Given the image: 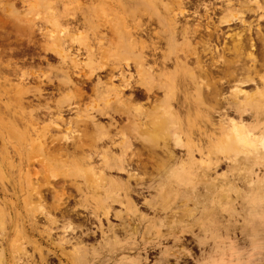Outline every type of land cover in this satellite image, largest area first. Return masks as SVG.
Returning <instances> with one entry per match:
<instances>
[{"label":"rangeland","instance_id":"374dc122","mask_svg":"<svg viewBox=\"0 0 264 264\" xmlns=\"http://www.w3.org/2000/svg\"><path fill=\"white\" fill-rule=\"evenodd\" d=\"M56 1L66 9L64 13L62 9L59 11L66 15L63 21L69 19L74 23L69 27L63 22L60 29L69 32L67 50L72 57L77 56L76 68L71 57L60 62L49 52H39L28 42L22 25L8 26L6 32L0 29V264H264V150L259 147L264 135V113L238 112L233 107L218 109L217 99L211 97L207 102L208 99L215 102L209 101V106L205 101L206 111L200 109L199 100H194L188 115L175 106L183 128L190 126L200 133L190 134L184 130L179 134L183 144H189L191 149L189 152L185 148L172 149L173 162L180 166L185 161L182 175L173 178L172 175H152V165L165 162V157L159 152L152 155L141 141L133 139L137 137L136 132L126 130L123 123L109 125L106 117L88 122V130L106 129L100 131L97 138L104 135L107 142L97 141L96 149L109 164L102 168L103 175L113 187L120 188L118 198L86 188L83 173L88 161L86 163L70 148L62 157L52 151L41 154L35 164L28 167L27 137L34 129L44 133L46 139H69L84 130L76 110L104 105V95L96 96L86 87L78 92L73 85L75 77L71 72L75 69L91 74L92 80L95 75L102 77L100 69L109 65L107 61L99 63L95 57L88 61L83 51L77 50L84 41L79 36L91 32L90 28L82 26L83 18L90 14L109 21L114 26V34H106V38L112 41L123 33L126 17L118 12V0L103 4L96 0ZM45 6V0H39L40 11H44ZM255 15L261 19L259 24L264 30V0H260ZM244 17L246 21H255L252 14ZM140 20L150 29L155 28L154 17ZM184 21L180 19L179 24ZM156 31L163 30L156 27ZM175 40L181 43L179 38ZM254 45L260 78L264 77V66L259 67L264 50L261 41L257 40ZM161 46L165 48V44ZM225 58L230 61L234 55L229 52ZM157 63L161 67L160 58ZM172 64L170 61L163 67L170 70ZM187 66L194 65L188 62ZM211 70L216 69L211 67ZM32 81L42 84L39 86ZM223 86V91H228L229 87ZM252 87L249 85L244 90L254 93ZM136 97L144 108L149 106L150 101H146L145 96ZM226 98L230 103L235 102L232 96ZM67 102L72 104L71 112L66 110ZM59 113L63 122H58ZM221 117L223 123L219 121ZM117 119L114 116V120ZM68 120L70 122H66ZM51 121L57 124H50ZM237 125L245 130L244 144L248 143L247 147L251 148L254 142L255 150L239 147V151H247V156H229L226 163L219 162L209 148L208 139L215 137L218 130L222 135L235 136ZM108 130L110 132H106ZM121 138L131 141L130 149H111L112 141L119 142ZM121 156L127 161L130 159L132 167L141 161L146 167L145 175L138 173L136 180H131L128 173L115 170L113 159ZM90 163L95 169L102 166L99 158ZM33 174L40 183L37 185L45 209L35 211L34 218L29 215L35 208L28 209L35 205L29 195V181L36 178ZM41 178L48 179L49 184ZM54 191L64 193L59 206L53 199ZM162 203L166 209L160 212ZM45 211L51 214L52 221L46 219Z\"/></svg>","mask_w":264,"mask_h":264},{"label":"bare ground","instance_id":"6f19581e","mask_svg":"<svg viewBox=\"0 0 264 264\" xmlns=\"http://www.w3.org/2000/svg\"><path fill=\"white\" fill-rule=\"evenodd\" d=\"M45 2V10L40 11L39 0H0V29H4L6 32L5 29L8 26L15 28V26L22 25L28 42L35 45L39 52L43 54L49 52L55 55L60 62H65L67 57H71L73 67L76 68L77 56L72 57L67 50L69 32L60 29L61 24L66 23L71 27L74 23L69 19L63 21L66 15H61L59 11L62 9L64 13L66 9L59 5V2L56 0H45ZM96 2L103 4L110 3L111 0H96ZM259 3L260 0H118L116 7L120 14L126 16V21L124 20L122 25L123 33L115 36L112 41L106 38V34H114V26L109 21L100 16H90V14L84 17L82 26L90 28L91 32L86 33L83 37L79 36L84 41L77 50H82V55H85L88 61H91V57H95L99 63L107 61L109 65L107 68L100 69V73H103L102 77L95 75L92 80L91 74L75 69L71 72V75L75 77L73 85L78 92L86 87L96 96L104 95V97L102 96L104 105L85 107L82 111L76 110L75 114L84 124V130L81 131V134L77 133L69 139H46L44 133L34 129L33 133L27 137L28 167L33 166L41 154L52 151L62 157L70 148L86 163L88 161V168L83 173L85 175L84 185L87 189L120 197L121 194L117 193L120 188L116 186L114 188L113 184L103 175V169L109 164L104 159L103 153L96 149L97 141L102 144L107 142L108 138L104 135V138L99 140L97 138L100 131L106 129L101 127L88 130L86 126L88 122L95 121L97 117H106L109 125L123 123L126 130L136 132L137 137H133V139L141 141L142 146L148 148L152 155L155 156L159 152L165 157V162L160 165H152V175L153 173L161 176L172 175V178L182 175L185 161L180 166L173 162L171 159L172 149L185 148V151L189 152L191 146L183 144L184 141L179 134L184 130L190 134L196 131L199 135L200 132L198 129L191 130L190 126L183 128L177 108L184 109L185 114L188 115V109L193 105L194 100H199L200 109L206 111L205 101L207 102L206 99L211 97L217 99L215 106L218 109L233 107L238 112L264 113V77L260 74L263 78L258 76L257 58L254 57L255 52H253L257 49L254 48L257 40L262 42L264 50V30L259 24L261 19L255 15L259 10ZM246 14H252L255 21H246L247 19L245 20L246 17H244ZM149 16L155 18L154 29L158 27L163 31L154 32V29H150L146 22L140 20L143 17L146 21ZM20 17L23 19H19ZM180 19H185L184 24H179ZM176 38H179L181 43L177 44ZM227 42H229L228 45ZM161 44H165L164 49ZM111 48L115 50L111 52ZM229 52L233 53L234 58L232 59L236 60H226L225 55ZM157 58L162 61L161 67H158ZM170 61L173 63L171 69L164 68V63ZM261 61L262 64H259V67L264 66V54ZM188 62L194 66L188 67ZM211 67L216 69L215 72L211 70ZM172 79H175L173 83H171ZM41 82L34 83L40 86L43 83ZM223 85L229 87L228 91L226 89L228 94L226 96H232L235 102L227 101ZM249 85L254 87H252L254 93L249 94L244 90ZM136 96H145L146 101H150L149 106L144 108V104H139ZM209 101L213 102L211 99H208ZM65 105L68 112L74 110L70 102ZM165 105L167 108H163ZM213 105H211V109ZM195 106L198 107L197 104ZM217 108L214 107V109ZM114 116H117L118 119L114 120ZM62 117V114L59 113V121H57L63 122ZM215 117L217 118L219 115ZM222 120L221 117L219 121L223 123ZM52 122L54 121H51L50 124ZM66 122H70V120ZM231 130H234L233 126ZM234 131L236 135L231 133L233 136L228 137V135H222L218 130L215 137L210 136L208 139L209 148H212L213 154L219 162L226 163L229 156H247V151L238 150L239 147L249 145L248 143L244 144L243 141L245 130L239 126ZM261 142L259 147L264 150V146H262L264 145V135ZM112 144L114 146L110 147L111 149L122 151L124 148L130 149L131 141L121 138L119 142L112 141ZM250 147L247 148L255 150V143H251ZM186 156L188 157V155ZM95 158H99L102 163L98 169L93 168L90 163ZM129 162L130 159L127 161L121 156L119 159L114 158L112 164L115 170L128 173V179L136 180L139 176L138 173L145 175L146 167L141 161L138 160L135 167H132L133 164ZM131 162L133 163V161ZM138 170L141 172H137ZM50 175L54 177L53 173ZM33 176L36 177L34 174ZM44 179H42L43 182H48V179ZM37 184H40L37 177L29 181V195L35 201L34 206L28 207L30 211L35 208L29 215L32 218L35 217L33 216L34 212L38 209L45 210L42 201L44 198H42ZM63 194L53 192V199L56 204L58 203V206L62 202ZM94 195L96 194L94 193ZM122 196L125 197L126 193L124 192ZM165 204L166 202H164ZM164 205L163 203L159 204L160 212L166 209ZM44 213L47 218L43 217L52 221L51 214L46 211ZM92 214L94 213L92 212ZM171 218H173L172 215Z\"/></svg>","mask_w":264,"mask_h":264},{"label":"snow or ice","instance_id":"6c2138e0","mask_svg":"<svg viewBox=\"0 0 264 264\" xmlns=\"http://www.w3.org/2000/svg\"><path fill=\"white\" fill-rule=\"evenodd\" d=\"M262 146H264V145H262Z\"/></svg>","mask_w":264,"mask_h":264}]
</instances>
